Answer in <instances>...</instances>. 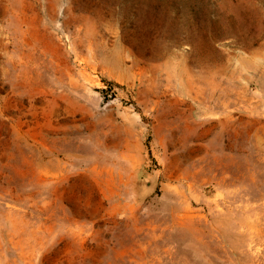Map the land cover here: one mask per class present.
Segmentation results:
<instances>
[{"label":"rangeland","instance_id":"obj_1","mask_svg":"<svg viewBox=\"0 0 264 264\" xmlns=\"http://www.w3.org/2000/svg\"><path fill=\"white\" fill-rule=\"evenodd\" d=\"M0 264H264V0H0Z\"/></svg>","mask_w":264,"mask_h":264}]
</instances>
